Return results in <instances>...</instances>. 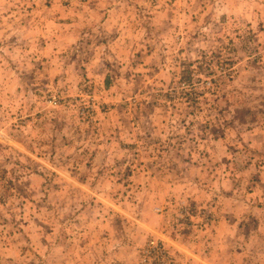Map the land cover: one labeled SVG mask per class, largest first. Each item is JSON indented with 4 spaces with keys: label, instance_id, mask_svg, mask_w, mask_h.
<instances>
[{
    "label": "rangeland",
    "instance_id": "rangeland-1",
    "mask_svg": "<svg viewBox=\"0 0 264 264\" xmlns=\"http://www.w3.org/2000/svg\"><path fill=\"white\" fill-rule=\"evenodd\" d=\"M264 264V0H0V264Z\"/></svg>",
    "mask_w": 264,
    "mask_h": 264
},
{
    "label": "built area",
    "instance_id": "built-area-1",
    "mask_svg": "<svg viewBox=\"0 0 264 264\" xmlns=\"http://www.w3.org/2000/svg\"><path fill=\"white\" fill-rule=\"evenodd\" d=\"M170 255L171 253L163 244L152 239L144 246L141 264H177L175 260L168 261Z\"/></svg>",
    "mask_w": 264,
    "mask_h": 264
}]
</instances>
